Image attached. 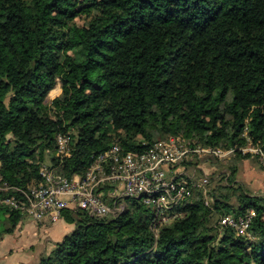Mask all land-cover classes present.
Returning a JSON list of instances; mask_svg holds the SVG:
<instances>
[{"label":"trees","instance_id":"16d2710c","mask_svg":"<svg viewBox=\"0 0 264 264\" xmlns=\"http://www.w3.org/2000/svg\"><path fill=\"white\" fill-rule=\"evenodd\" d=\"M170 135L233 148L224 160L252 155L248 145L264 153V0H0L2 180L37 182L44 165L83 174L113 143L133 150ZM223 167L207 173L209 204L194 190L156 236L150 206L134 198L106 216L64 210L72 230L36 264H264V193ZM249 209L242 233L219 223ZM23 217L0 205V238Z\"/></svg>","mask_w":264,"mask_h":264},{"label":"built area","instance_id":"2783aa9c","mask_svg":"<svg viewBox=\"0 0 264 264\" xmlns=\"http://www.w3.org/2000/svg\"><path fill=\"white\" fill-rule=\"evenodd\" d=\"M70 133H58L56 153L60 159L69 157ZM240 150L259 155L258 148ZM233 148L222 149L195 145L188 139L170 135L149 146L123 150L113 143L93 156L83 174L65 176L55 172L52 165L39 170L40 178L25 186L8 184L0 177V205L18 210L37 224L55 221L66 209L79 210L90 216H106L121 210L126 199H137L150 206V228L156 236L160 226L183 216V205L194 190H201L204 203L209 204V176L201 164L185 162L193 157L224 158ZM254 211L243 216L231 213L220 216L219 223L234 227L242 233L248 227Z\"/></svg>","mask_w":264,"mask_h":264},{"label":"rangeland","instance_id":"374dc122","mask_svg":"<svg viewBox=\"0 0 264 264\" xmlns=\"http://www.w3.org/2000/svg\"><path fill=\"white\" fill-rule=\"evenodd\" d=\"M59 82L49 91L46 102L60 93ZM247 147V146H246ZM248 147H253L249 146ZM256 148V147H253ZM252 155L246 158H233L227 160L225 158L212 159L210 162L204 164L206 172L211 175L212 172H225L224 165H236L237 171L235 173V180L246 187L247 191L251 193H264V162L259 159V155L251 152ZM218 178V177H217ZM217 178L211 180V185H215ZM22 223V224H21ZM28 223H35L34 220L28 219L24 216L15 230L5 238H0V263L1 264H36L39 257H36L37 249L44 240L43 232H40L38 227L33 231L26 230L24 227ZM22 227L24 229H22ZM43 254V253H42Z\"/></svg>","mask_w":264,"mask_h":264},{"label":"crops","instance_id":"0c3cea01","mask_svg":"<svg viewBox=\"0 0 264 264\" xmlns=\"http://www.w3.org/2000/svg\"><path fill=\"white\" fill-rule=\"evenodd\" d=\"M36 227H38L40 232L46 234L42 244L37 249L36 257H39L42 253H48L53 248L55 242L61 240L67 232L71 231L73 224L67 223L63 219L59 218L55 221H44L42 224L28 223L24 228L26 230L33 231ZM24 228L22 227V229ZM6 236L7 235H4L3 238Z\"/></svg>","mask_w":264,"mask_h":264}]
</instances>
